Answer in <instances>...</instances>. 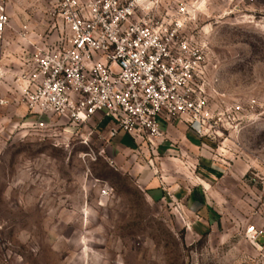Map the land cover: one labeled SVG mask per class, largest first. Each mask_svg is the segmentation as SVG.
I'll use <instances>...</instances> for the list:
<instances>
[{"label":"rangeland","instance_id":"rangeland-1","mask_svg":"<svg viewBox=\"0 0 264 264\" xmlns=\"http://www.w3.org/2000/svg\"><path fill=\"white\" fill-rule=\"evenodd\" d=\"M182 1L200 9L220 91L235 102L255 99L263 112L239 135L216 142L214 156L225 162L213 186L219 224L198 236L173 206L146 196L137 181L140 165L153 160L152 169L162 174L153 154L133 160L118 153L114 159L104 149L101 156L104 145L93 137L89 147L81 144L85 130L69 140L44 138L12 130L0 112V264H264V251L245 233L255 223L251 214L264 205V188L259 182L244 186L237 172L260 169L264 157V0ZM0 3L12 26L0 39V55L4 69L16 72L15 60L31 57L32 48L23 53L22 44L42 46L53 34L41 0ZM24 26L26 37L17 33ZM194 161L181 158L173 168L185 183L198 185Z\"/></svg>","mask_w":264,"mask_h":264},{"label":"built area","instance_id":"built-area-1","mask_svg":"<svg viewBox=\"0 0 264 264\" xmlns=\"http://www.w3.org/2000/svg\"><path fill=\"white\" fill-rule=\"evenodd\" d=\"M53 37L46 44H22L31 57L8 72L0 55V108L24 104L30 121L19 127L44 138L69 140L95 133L96 116L113 123L137 145L167 140L163 124L184 123L200 139L225 141L256 123L263 112L255 99L233 101L218 87L208 33L200 27L196 3L172 0H41ZM12 30L0 3V39ZM26 37L27 26L17 32ZM56 35V36H55ZM11 79L12 85L7 81ZM26 119V118H24ZM65 120L58 125L57 120ZM102 149L100 155H104ZM248 175L264 188V157ZM102 195L108 197L110 188ZM173 200V197L169 195ZM246 238L264 251V227L250 224Z\"/></svg>","mask_w":264,"mask_h":264},{"label":"crops","instance_id":"crops-1","mask_svg":"<svg viewBox=\"0 0 264 264\" xmlns=\"http://www.w3.org/2000/svg\"><path fill=\"white\" fill-rule=\"evenodd\" d=\"M26 58H28L27 55H20L15 60L18 64L16 66L21 68ZM7 84L12 85V80L9 79ZM0 112L7 115L8 118L12 117L7 118L8 125L13 126L15 125L13 123L16 122L21 124L32 120L28 116L26 106L18 102L16 104L9 103L6 107L0 108ZM57 122L58 125L66 124L62 119ZM91 126L95 127L94 141L103 144V149H106L111 158L117 159L119 153L120 156L129 155L133 160H139L153 154L156 156V160L161 162V176L158 175V170L152 169L154 168L153 160H149V163H145L144 166L140 165L141 170L137 181L139 187L152 201L173 206L184 220L189 221L190 229L198 236L212 231L213 227L219 224L220 204L216 192L214 193L216 189L213 188L217 181L223 177L225 168L224 160L214 156L216 142L219 140L200 139L184 123L173 122L163 124V130L167 137L165 142L154 146L148 143L137 145L131 136L123 132L111 138L110 131L114 125L110 120L101 116H96ZM191 157L196 158L194 162L197 163L198 168L195 176L199 181L198 185L185 183L181 171L173 168V164L177 163L179 159L190 160ZM248 167L245 170L237 171L238 175L244 179V186L253 185L252 182H254L247 173ZM232 175L233 179H237L233 173ZM168 194L173 197V200L169 198ZM251 215L253 217L251 219H254L255 222L252 224L264 227V205Z\"/></svg>","mask_w":264,"mask_h":264}]
</instances>
